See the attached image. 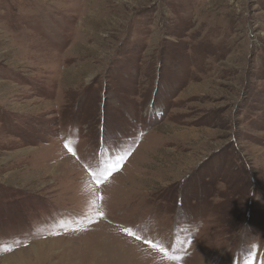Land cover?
I'll return each mask as SVG.
<instances>
[{"label":"rangeland","instance_id":"obj_1","mask_svg":"<svg viewBox=\"0 0 264 264\" xmlns=\"http://www.w3.org/2000/svg\"><path fill=\"white\" fill-rule=\"evenodd\" d=\"M12 263L264 264V0H0Z\"/></svg>","mask_w":264,"mask_h":264},{"label":"bare ground","instance_id":"obj_2","mask_svg":"<svg viewBox=\"0 0 264 264\" xmlns=\"http://www.w3.org/2000/svg\"><path fill=\"white\" fill-rule=\"evenodd\" d=\"M68 244V243H67ZM57 245V244H56ZM59 247V246H58ZM56 248V247H55ZM57 249V248H56ZM55 249V250H56ZM62 250V249H61ZM70 252V251H69ZM47 253V252H46ZM45 254V253H44ZM42 256V255H41ZM46 256V255H45ZM58 256V255H57ZM46 257H44V259H45ZM31 259H32V257H31ZM37 259V258H36ZM56 259V258H55ZM36 261V260H35ZM33 262H34V259H33ZM55 263H56V261H55ZM13 264V263H12ZM34 264V263H33ZM70 264V263H69Z\"/></svg>","mask_w":264,"mask_h":264},{"label":"snow or ice","instance_id":"obj_3","mask_svg":"<svg viewBox=\"0 0 264 264\" xmlns=\"http://www.w3.org/2000/svg\"><path fill=\"white\" fill-rule=\"evenodd\" d=\"M69 150L71 151V149H69ZM125 231L128 232L129 234H131V233H130V230H127V229H126ZM6 250H10V249H6Z\"/></svg>","mask_w":264,"mask_h":264}]
</instances>
